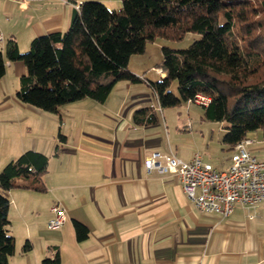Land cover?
<instances>
[{"label": "crops", "instance_id": "0c3cea01", "mask_svg": "<svg viewBox=\"0 0 264 264\" xmlns=\"http://www.w3.org/2000/svg\"><path fill=\"white\" fill-rule=\"evenodd\" d=\"M76 1L80 0L18 6L8 1L7 20L14 22L17 15L18 23L28 25L31 43L35 37L67 30ZM4 23L0 20L3 35ZM9 36L19 45L16 32L9 31ZM160 61L136 68L129 63L142 82L118 81L105 101L85 98L54 113L17 99L26 66L5 57L6 74L0 79V171L27 150L49 157L43 174L46 191L5 192L10 200L9 229L16 238L9 264H41L56 251L61 264H264V201L255 219L241 204L228 217L205 213L191 203L176 175L145 167L153 152L174 153L185 161L198 154L176 142L169 107L161 106L150 85L166 76L157 67ZM187 123L193 130V123ZM249 139L253 142L248 150L264 159V135ZM230 151L224 167L213 166L227 169L234 149ZM56 203L63 205L68 218L62 227L50 228ZM76 222L87 228L86 237L78 238ZM26 244L31 246L27 251Z\"/></svg>", "mask_w": 264, "mask_h": 264}, {"label": "trees", "instance_id": "16d2710c", "mask_svg": "<svg viewBox=\"0 0 264 264\" xmlns=\"http://www.w3.org/2000/svg\"><path fill=\"white\" fill-rule=\"evenodd\" d=\"M80 1L67 30L35 37L28 52L21 53L15 39L8 40L7 57L22 60L27 70L16 91L19 101L54 113L85 98L103 102L118 81L142 82L129 62L145 51L147 42L156 37L180 40L198 32L201 37L187 48L162 46L157 67L166 76L150 81L161 106L208 96L203 116L226 123L223 143L228 150L249 138L250 131L264 129V0H121L117 10L100 1ZM5 74L0 50V79ZM174 81L179 95L171 89ZM48 162L47 154L27 150L0 171V264H9L16 253L5 192L46 191ZM76 230L78 238L87 236L79 222ZM30 247L26 244L24 250ZM41 264H61L59 251Z\"/></svg>", "mask_w": 264, "mask_h": 264}, {"label": "built area", "instance_id": "2783aa9c", "mask_svg": "<svg viewBox=\"0 0 264 264\" xmlns=\"http://www.w3.org/2000/svg\"><path fill=\"white\" fill-rule=\"evenodd\" d=\"M18 3H31L40 0H6ZM81 1L74 2L79 9ZM4 36L0 32V42ZM193 102L208 105L210 98L198 94ZM253 141L249 138L237 143L227 169L218 170L211 163L204 161L200 154H195L190 161H185L174 153H151L144 161L145 167L160 173L176 175L191 203L200 211L228 217L236 204L247 210L250 219H255L258 206L264 201V159L254 156L247 148ZM53 217L50 228H60L68 218L66 209L60 203L52 207ZM55 253L52 255V257Z\"/></svg>", "mask_w": 264, "mask_h": 264}, {"label": "rangeland", "instance_id": "374dc122", "mask_svg": "<svg viewBox=\"0 0 264 264\" xmlns=\"http://www.w3.org/2000/svg\"><path fill=\"white\" fill-rule=\"evenodd\" d=\"M103 2L109 9L117 10L122 8L121 0H93ZM18 6V2H15ZM11 3L6 0H0V20L4 21V38L3 42H0V50L6 55V44L11 38L10 33L16 32L18 36L17 40L20 45V52L26 53L30 50V41L27 37L28 25H22L17 22V15L13 22L7 20L11 17L9 7ZM8 22V23H7ZM15 24V25H14ZM6 27V28H5ZM201 34L198 32H188L184 38L180 40H170L163 37H156L154 40L147 42L145 51L140 54H134L130 59V67L136 68L150 66L155 62L160 61L163 58L162 46H168L175 49L187 48L195 39L200 38ZM21 62H23L21 60ZM24 63V62H23ZM25 65V64H24ZM138 67V68H139ZM129 70H131L129 68ZM153 67L146 71L151 72ZM27 72V70H26ZM171 89L175 94L179 95L177 89V81L172 82ZM203 107L200 104H196L190 101H184L179 106L168 108V121L172 135L175 136L176 142L180 145L196 150L204 160L209 161L212 165L217 167H224L227 162V157L231 155L230 150H227V146L223 143V137L226 133V123L220 121H211L203 116ZM179 119H182L180 122ZM193 123V130L187 126L188 121ZM176 126V128H175ZM173 129V130H172ZM249 135H254L259 139L263 138L264 129H257L250 131Z\"/></svg>", "mask_w": 264, "mask_h": 264}]
</instances>
